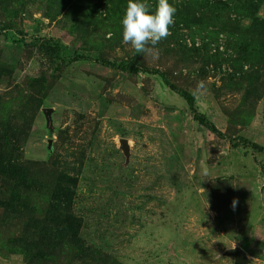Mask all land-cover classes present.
Wrapping results in <instances>:
<instances>
[{
	"label": "rangeland",
	"instance_id": "obj_1",
	"mask_svg": "<svg viewBox=\"0 0 264 264\" xmlns=\"http://www.w3.org/2000/svg\"><path fill=\"white\" fill-rule=\"evenodd\" d=\"M169 2L154 58L128 0H0V264H264V0Z\"/></svg>",
	"mask_w": 264,
	"mask_h": 264
},
{
	"label": "clouds",
	"instance_id": "obj_2",
	"mask_svg": "<svg viewBox=\"0 0 264 264\" xmlns=\"http://www.w3.org/2000/svg\"><path fill=\"white\" fill-rule=\"evenodd\" d=\"M176 12L169 0H158L154 11L148 0H128L121 21L123 43L130 44L137 54L158 57L156 45L171 35L170 27L175 23ZM204 87L203 81L198 82L197 91Z\"/></svg>",
	"mask_w": 264,
	"mask_h": 264
},
{
	"label": "trees",
	"instance_id": "obj_3",
	"mask_svg": "<svg viewBox=\"0 0 264 264\" xmlns=\"http://www.w3.org/2000/svg\"><path fill=\"white\" fill-rule=\"evenodd\" d=\"M44 47H45L49 57H51V58L55 57L57 51H55L53 49V45H51L49 48L46 45H44ZM78 59H81L80 56L75 57V60H78ZM102 63L105 65L111 66V67L118 68L122 71L137 72V71L141 70V68H139L135 63L124 64V63H117V62H113V61H109V60H103ZM147 71H149V70H147ZM150 72L161 75V77L164 79L165 83L168 86H170L173 90H175L180 96H182L186 100V102H187V104H188V106L192 112L194 120L198 121L199 124L203 125L204 127L211 130L212 132L218 134L219 136L226 138V135L220 129H218V127L204 113H202L198 110L196 103H195V97L191 93L184 91V90H177L174 86H172V84H170L166 75L164 73H162L160 70L154 69V70H150ZM228 140L230 141V143L232 144L233 147H237L240 144H245V145L252 146V148L255 150L261 149L258 144H256L255 142H251L244 137H240L238 139H228ZM261 168L264 171V164H261Z\"/></svg>",
	"mask_w": 264,
	"mask_h": 264
},
{
	"label": "water",
	"instance_id": "obj_4",
	"mask_svg": "<svg viewBox=\"0 0 264 264\" xmlns=\"http://www.w3.org/2000/svg\"><path fill=\"white\" fill-rule=\"evenodd\" d=\"M47 119L48 122L51 123L50 115H47ZM120 142L121 147L123 148L126 156H129V144L127 139H121ZM49 144H51V140ZM222 255L227 257H233L234 264H249L251 262L247 252L239 246L227 248Z\"/></svg>",
	"mask_w": 264,
	"mask_h": 264
}]
</instances>
